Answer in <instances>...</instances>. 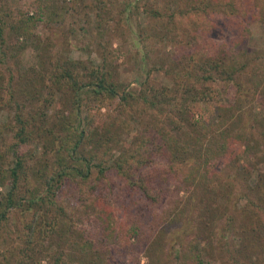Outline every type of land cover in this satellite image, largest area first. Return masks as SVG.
Wrapping results in <instances>:
<instances>
[{"label":"trees","instance_id":"16d2710c","mask_svg":"<svg viewBox=\"0 0 264 264\" xmlns=\"http://www.w3.org/2000/svg\"><path fill=\"white\" fill-rule=\"evenodd\" d=\"M20 1L0 0V264H159L166 247L162 264H264V172L245 175L264 165L255 0H77L101 32L117 10L172 48L135 91L116 55H51L38 26L63 22L66 0Z\"/></svg>","mask_w":264,"mask_h":264},{"label":"rangeland","instance_id":"374dc122","mask_svg":"<svg viewBox=\"0 0 264 264\" xmlns=\"http://www.w3.org/2000/svg\"><path fill=\"white\" fill-rule=\"evenodd\" d=\"M31 1L32 0H21L20 5L22 9H27ZM66 1L69 5V13H67L63 22L58 24L41 23L38 26L39 34L44 39L50 40L53 43L51 50V55L53 57L64 55L73 60L87 61L91 59L96 64H100L101 53H105V55L107 53L106 57L108 60L116 55L118 56V62L114 68L116 69V80L128 89L135 91L138 89L139 83L143 80L144 72L152 63L156 61L162 62L172 51L171 47H167L165 50L163 49L161 43L156 39L158 38L157 35H159L158 31H156L157 29L152 30V28L155 27L152 26L151 28L148 20H144V18L138 19L135 15L132 17L128 16L127 18L125 16L119 17L117 10H112L113 19L109 23L108 30H105L103 33L93 26L95 21H93L94 16L90 10L91 8L88 9L84 5L86 1L89 0H83L84 4L81 3L80 5H77V0ZM255 2L257 5L255 9L256 17L252 19L248 25L249 33L245 41L246 45L251 48V50L260 52L258 59L254 60L257 61L264 56V0H255ZM86 13L87 16H84ZM140 26L143 29H149L146 34L150 38L147 41V50H152L150 56L151 60L144 64L141 58L143 51L138 48V35L141 31L139 28ZM223 30L224 33L222 32V35L223 38H225L224 41L228 43L232 40L233 30H231V28H223ZM212 35L219 36L220 33L214 32ZM152 36L153 39H151ZM82 49H85V51H82ZM262 61H264V59ZM259 62L260 60L255 63L258 64ZM152 79L156 84L171 85L167 78L160 72H153ZM219 87H216L217 90L220 89ZM232 95V91H227L224 99H228ZM254 112L257 113L258 110L254 109ZM5 120L6 114H0V122ZM246 121L247 118H244V122L242 123L244 124ZM39 151L38 149V152ZM241 162H244V159H242ZM254 162L255 159L251 158L245 168V175H250V183L252 184L255 183L260 172H264V165L261 164V166L257 167ZM1 190L4 191V188ZM62 202L67 206V211L70 212L75 200H72V196H67ZM240 203H243V201H240ZM158 253L160 257V262L158 263L162 264L164 260H166L167 247ZM141 264H146L145 258H141Z\"/></svg>","mask_w":264,"mask_h":264}]
</instances>
